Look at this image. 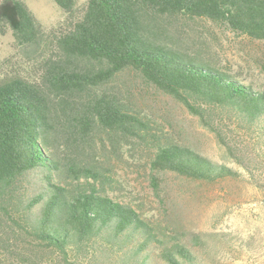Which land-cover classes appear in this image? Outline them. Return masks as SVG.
<instances>
[{
    "label": "trees",
    "instance_id": "trees-1",
    "mask_svg": "<svg viewBox=\"0 0 264 264\" xmlns=\"http://www.w3.org/2000/svg\"><path fill=\"white\" fill-rule=\"evenodd\" d=\"M51 1L64 17L45 28L24 0H0V34L10 31L21 59L0 76V221L36 243L28 257L50 250L59 264H204L199 232L165 229L109 196L96 139L111 151L151 145L155 171L235 175L167 136L112 83L132 71L210 129L215 113L264 137V89L215 65L190 27L208 20L264 42V0ZM152 185L159 194L156 176Z\"/></svg>",
    "mask_w": 264,
    "mask_h": 264
},
{
    "label": "rangeland",
    "instance_id": "rangeland-1",
    "mask_svg": "<svg viewBox=\"0 0 264 264\" xmlns=\"http://www.w3.org/2000/svg\"><path fill=\"white\" fill-rule=\"evenodd\" d=\"M24 2L45 28L64 17L51 0ZM191 24L197 45L209 51L207 57L215 65L264 89L263 41L208 20ZM20 62L10 31L0 34V76L11 73ZM112 84L167 136L231 168L235 175L207 182L155 171L151 168V145L122 143L111 151L110 147L103 150L96 139V153L111 170L109 196L131 204L165 229L199 232L205 242L201 249L204 264H264V137L209 113L208 121L217 128L214 131L180 102L132 71L122 72ZM153 176L158 179L159 194L153 188ZM11 226L19 229L15 223ZM11 226L6 222L0 225V264H59L57 254L50 250L28 257V243L37 252L36 243L31 238L32 242L26 241L18 231L17 236L13 234Z\"/></svg>",
    "mask_w": 264,
    "mask_h": 264
}]
</instances>
